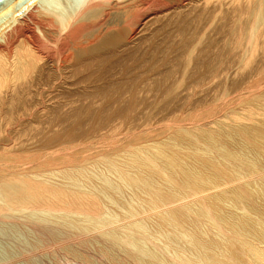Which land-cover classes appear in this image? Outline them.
<instances>
[{
    "label": "bare ground",
    "instance_id": "obj_1",
    "mask_svg": "<svg viewBox=\"0 0 264 264\" xmlns=\"http://www.w3.org/2000/svg\"><path fill=\"white\" fill-rule=\"evenodd\" d=\"M0 2L4 3L0 9V12L3 11L0 15V23L9 21L0 31V200L2 201L0 214L12 208H31L39 201L45 200L50 203L45 204L48 205L47 208L56 212L57 210L66 213L79 212L94 219L101 217L104 208L98 195L71 190L67 192L63 186L52 187L53 184L49 186L39 182L38 176L24 173L30 164L40 167L42 164L40 151L44 147L53 146L61 137L72 142V139L77 137L114 134L123 127V124H134L139 114L138 107L145 99L141 93L154 89L156 84L154 76L156 77L160 71L168 75L173 74L174 71L177 74L176 70L185 72L190 63L194 71L203 70L211 76L233 66L242 68L241 71L247 68L259 74L264 71V0H0ZM210 27L217 37L206 40L207 38L204 37L206 32L210 33ZM215 34L213 36H216ZM143 42L147 44L144 46ZM117 62L119 65L115 64ZM248 72L246 73L249 74ZM175 77L176 75L174 80ZM215 77L217 78V75ZM250 77L247 78V82ZM203 79L204 77L198 76L193 80L194 84L198 86ZM188 83L186 90L189 84H192ZM259 85L256 86L255 83L256 87H261ZM250 87H252L251 82ZM193 88L195 90L196 87L193 86L192 90ZM156 89L160 92V87ZM161 94L163 96V93ZM248 115L251 116V113ZM196 116L193 119L197 118ZM60 121H66L68 124L60 129ZM86 122L89 123L88 126ZM141 127L145 128V125ZM149 129L151 128L147 131ZM46 131L50 134L45 136ZM130 132L127 135H130ZM133 133L127 139L135 144L138 136ZM243 134L246 132L240 131L242 137ZM31 140L32 146L28 143L32 142ZM63 146L64 150H69L66 149L68 145ZM74 146L78 147L79 144ZM89 146L90 144L83 145L77 152H73L74 155H70L71 158L59 156L61 163L83 160L85 155H81L83 154L81 152ZM94 146L95 143L91 147ZM73 148L71 147V150ZM210 148L216 146L211 145ZM115 149L117 148L112 147V150H105L103 147L100 155L119 172L120 177L126 180L127 184L134 183L138 187L144 183L143 180L132 183L125 177V172L120 168L118 170L115 161L109 157ZM26 150H31L32 154L24 155ZM19 151L21 152L18 153ZM54 152L51 154L49 151L52 157ZM130 154L134 164L141 162L154 168L158 166L156 159L160 157L159 155H163L161 152L159 155L146 154L143 157L141 148H135ZM171 160L170 162L165 160L166 165L161 171L173 189L178 192L179 199L186 200L188 197L198 196L207 190L220 187L223 183L227 186L228 183L234 185L246 181L251 184L255 181L258 191L260 189L263 191L257 194L259 196L256 200L264 201V159L255 160L253 166L246 163L245 166L236 167L232 176L226 175V167L220 164L203 162L206 175L191 171L184 173L180 181L171 172L174 168ZM227 162L233 165L230 160ZM133 163L131 166H134ZM64 173L72 177L68 168ZM103 181L105 183L104 179ZM106 182L109 186L112 181ZM239 188L241 187L238 186L234 191L235 196L227 197L218 193L213 194L209 199L203 198L202 205L207 208V213L201 214L206 220L201 219L198 208L195 210L189 207L191 212L169 210L167 207L178 198L175 200L172 195L163 193L153 196L151 194V204H148V209H127L122 218L96 222L100 224L95 227L97 230L102 231L105 228L103 229L105 233L120 245L119 248H114L117 252L113 254L102 250V259L105 257L110 259L106 264H264V210L252 205L253 199L250 195L243 189L238 190ZM207 200L213 202V205L216 202H228L257 217L252 218L246 213L239 216H234L230 212L218 214L219 209H212ZM159 208L160 210L167 208L165 212L169 220H165V223L173 227L166 235L170 242L164 247H159L160 243L156 246L150 241L152 247H149L145 244L146 227L142 222L144 218L142 216ZM170 218L173 221L179 220L180 226L174 225ZM122 219H127L128 223L117 224ZM205 225H208V228ZM184 226L185 231L180 229ZM118 227L123 229L121 233L118 232ZM51 230L53 233L52 228ZM176 230L179 232L175 235ZM98 233L97 236L100 234ZM53 236L59 237L56 234ZM99 248L98 252H100ZM98 263L102 264V261Z\"/></svg>",
    "mask_w": 264,
    "mask_h": 264
},
{
    "label": "rangeland",
    "instance_id": "obj_2",
    "mask_svg": "<svg viewBox=\"0 0 264 264\" xmlns=\"http://www.w3.org/2000/svg\"><path fill=\"white\" fill-rule=\"evenodd\" d=\"M3 6L4 3L0 2V7H1L0 9H2ZM2 12L3 11L0 12V15ZM7 22L9 21H3L0 23V31L2 29V26L5 25ZM209 29H210V33L206 32V35L204 34L205 37L203 36L204 39L206 38H207L206 40L215 39L217 35L215 34V32H212L213 31L212 27H210ZM209 29L207 30L209 31ZM214 34L216 36H213ZM202 41L204 40L202 39ZM218 41L222 42L220 39H218ZM144 44L146 45L147 43L143 42L142 45ZM118 58L120 57H117V59ZM227 59L230 58L227 57ZM202 60H206V58H202ZM115 64L117 65L118 62ZM191 66H193L192 63H190L189 68L185 72L181 70H176L177 74H175L174 71L173 74L176 75L175 77L176 80H174L175 75L173 74L168 75L164 71H160L158 72V74H156V77L154 76L156 80L154 89L150 91L148 90L147 92L144 91L148 96L144 95L145 94L144 92L141 93L142 96H145V99L143 100V103H141L138 107L137 112L139 114L137 113L138 117H136L135 122H133L134 124H130V125L123 124V127H121L120 130H117V132H115L114 134L104 133L103 136L99 134H95V135H91L90 137L88 136L86 138L77 137L72 139V142L71 140H67L65 137H61L60 140L55 142L53 146L44 147L40 151L42 157L41 158L42 164L40 165V167L33 166L30 164L29 166H27V169L25 170L24 173L30 176H38L37 178L39 182L41 181V183H45L49 186H51L52 184H53L52 187L61 188V186H63V189L66 190L67 192L71 190L72 192H79V193L88 192V194L98 195V197L102 200L101 202H103L102 203L104 208L103 212L106 215H103L104 213H102L101 217L94 219L90 216H87L86 214L83 213L80 214L79 212L66 213L63 212L62 210H57L56 212L54 210H50L47 208L50 203L46 202L45 200H41L42 203L39 201L36 204L38 206L35 205L36 208L34 209L32 207L35 206H31L32 209L30 207L12 208L9 211L5 212L4 214H0V264H84V263L88 264L89 262L90 264H94L96 262L98 263L101 261L102 264L109 263L108 261L110 259H107L106 257L105 258L103 257L104 259H102L103 256L101 255L102 250L103 251L107 250L109 253L111 252V254H113L117 252L115 249L119 248L120 245L105 233V230H103L105 228H103L102 231L101 229H99L101 232L97 230L95 227L100 224L96 222H100L103 220H116L122 218L124 217V214L127 209H132V208H137L140 210L148 209L149 205L151 204L150 203L151 194L153 196L155 194L164 193V194L172 195V197H174L175 200L178 198L174 203H172L169 207H167L169 208V210L175 209V210L190 211L189 207H192L195 210L196 208H198L197 209L198 213L201 214V213H207V208L202 205L203 198L209 199L210 196L218 193L221 195H225L227 197L235 196L234 191H236V188L239 186L241 188H239L238 190L240 191H242L241 189L245 190L246 193L250 195V198L253 199L252 205L256 206L261 210H264V201H260L259 199L256 200V197L259 196L257 194L263 191L261 189L260 191H258L257 189L258 185L256 184L255 181H252L251 184L250 183L248 184L246 181H242L240 183H234V185L233 183L232 184L228 183L227 184L228 187L223 183L220 185V187H215L210 189L211 191L207 190L208 192L205 191L201 193L202 195L200 194L198 196H192L193 200H191L192 199L191 197H188L185 200V199H179L180 197L178 192L173 189L172 185L168 182L167 177L165 176L163 171H161V168L163 166L165 167L166 165L165 160L169 161L170 159H172L171 161L172 164L174 165V168L172 169L171 172L174 174L175 178L178 181H180L181 177H184L185 175L184 173H189L191 171L201 174L207 173L203 168V162H209V163L213 162V163H217L218 165L220 164L226 167L227 169L226 175L232 176L235 174L233 169H235L236 167L241 165L245 166L246 163L250 166H253L255 160L261 161L264 159V139H263L264 136V126H263L264 125V86L263 85L264 84L263 85L261 84L264 83V71H262L260 75L259 72H254V71L251 72V70L247 68L241 71L242 68L239 69L237 68V66L235 67L233 66L232 68H228L229 70L223 69V71H219L217 74L211 76L210 74H207V72H204L203 70L195 69V71L196 70L197 72L199 71L197 73L193 70L194 67L191 68ZM193 72H195L196 74L194 73L193 75ZM246 72H248L249 74H247ZM161 73H163V75ZM159 74L162 75L163 77L160 76ZM253 74L255 77L252 76ZM216 75L217 78L215 77ZM256 75L259 76L256 77ZM158 76H160L161 78L160 77L158 78ZM198 76L199 77L201 76L202 78L204 77V79L200 81V83L202 84L200 85L199 83L197 86L194 84L193 80H195ZM249 77L251 79L250 80L248 79L247 82V78ZM244 81L246 83H243L244 84L243 85L242 82ZM188 82L189 83L191 82L192 84L190 85ZM250 82L252 87L249 88ZM187 83L190 86V87L188 86L187 89L190 91L186 90ZM255 83L256 86L260 84L261 87H256ZM193 86L196 87L195 90L194 88L192 90ZM243 86L245 87L243 88ZM158 87H160L159 89L160 92L158 91V89H156ZM246 87H248V89H246ZM183 89H185V91H183ZM164 90L165 92H163ZM185 92L187 93V95ZM188 92L190 94L192 93L193 94L190 96ZM152 93L154 96H152ZM161 93H163V96ZM240 93L241 94L244 93L242 94V96L245 95L244 98L240 96L241 95ZM186 96L189 99H187ZM260 100L262 103L260 102ZM171 105L173 107H171ZM248 109L250 110L248 111ZM252 109L255 110L257 109V110L255 111ZM178 111H180L181 113L180 112L178 113ZM254 112H256L258 115L255 114ZM198 113L199 115H197ZM249 113H251V116L248 115ZM193 114L194 116L197 115L196 116L197 118L193 119L194 117L192 116ZM244 116L245 117L248 116V118L246 117V119L249 121L244 119L245 118ZM252 116H254L253 119ZM249 117H251V119ZM239 119L240 121H238ZM197 120L200 121L198 122ZM180 122L181 123L183 122L184 126L183 123L181 124ZM195 122L197 123V125ZM257 122L259 124H257ZM193 123H195V125H193ZM67 124L68 123L66 121L64 122L60 121L59 128L60 129L64 128L65 125ZM85 124L87 126L89 125V123L87 122ZM141 125L143 126L145 125V128L141 127ZM181 125L183 126L182 127L183 130L181 127H179ZM148 126H152V127H148ZM219 127H221L222 129H220ZM130 128L133 130H131ZM148 128L151 129L147 131ZM195 128H197L199 131L195 130ZM140 129H142L141 132ZM144 129H145L144 131L145 133L143 132ZM242 130L246 132V134H243L244 137L240 135V131ZM103 132L106 131L103 130ZM129 132L130 135H132V133L134 132L133 134L138 136L137 142L135 144L131 143L129 141L130 139H127L129 138L128 136H130L127 135L129 134ZM48 134H50V132L46 131L45 136ZM124 135L126 138H124ZM122 140L123 142H120ZM96 141L98 143H96ZM115 142H117L118 144ZM28 143L32 146L33 141L32 142L29 141ZM62 143L63 145L65 144V147L68 145L69 147H66V149H69L70 151L64 150L65 148L63 149L64 146L62 145ZM77 143L79 144V146L78 147L74 146ZM94 143L96 147L95 146L91 147L94 145ZM85 144L86 145L90 144V146L88 149L84 148L83 151L81 152L83 153L81 155L83 156L85 155L83 160L72 163H67V162L61 163L62 160L59 158V156L64 155L67 158H71L72 156L70 155H74L75 153L73 152H77V150L83 147V145ZM59 145L61 146L59 147ZM211 145L216 146V148H210ZM70 146L74 148L71 150ZM51 147L53 148V150L55 149L56 151L54 150L55 151L54 152ZM103 147L105 148V150L106 149L112 150V147L117 148L109 155V157H111L115 161V166L118 167V170L120 168L123 172H125L126 173L125 177H127L132 183L137 180L138 181L143 180L145 184L142 183L138 187L135 186L134 183L133 185L127 184L126 183L127 181L120 177L119 172L106 161L104 156L100 155ZM56 148L58 149L60 148V149L58 150ZM135 148L138 149L141 148L143 150V157H145L144 155L146 154L159 155V153L162 152L163 155H159L160 157L157 158L158 160L156 159V163L158 166L154 168L151 167V165L141 162L134 164L133 157L131 156L130 152ZM57 150L64 152L61 153L58 152ZM42 151H46V152L48 151L47 154L49 153V151L50 153L54 152L53 157L51 156L52 153L51 154L49 153L50 155L49 156L46 154V152L44 153ZM20 152L21 151H19L18 153ZM56 152L58 153L55 154ZM23 154L30 155L32 154V151L26 150ZM94 155L97 156L95 157ZM228 160H230V163H233V165L228 164L227 162ZM131 163H133L134 166H131ZM67 168L68 170L71 171L72 177H68L65 175L64 171ZM57 170L59 171V173ZM103 172L104 174L101 175V173ZM79 175H81V177ZM79 179L81 181L80 183H79ZM103 179L105 180V183ZM106 179L109 182L112 181L110 182L112 185L110 184L108 186ZM32 184L33 183H31V185ZM109 193L111 194V196ZM108 196L112 200L108 198ZM0 202L2 201L0 200ZM208 202L210 203V206H212L211 207L212 209L214 210L219 209V211L217 212L218 214H224V213L228 214L230 212L233 213L234 216H239L243 213H246L250 215L252 218L257 217L255 214L253 213L249 214L244 209L235 207L234 205L232 206L228 202L227 203L216 202L215 205H213V202L211 201ZM47 203L48 205H45ZM115 203L119 205H116ZM167 208H162V210H160L161 208H159L156 211L154 210L153 212L146 214L147 216L145 214L142 216V218L144 217L142 219V222L145 224L146 227L144 234L146 236V240H145L146 246L152 247V244L158 246V244L160 243L159 247H164L166 244H169L170 240L168 237H166V235L167 233L171 232V228L173 229V227L169 225L167 226L165 223L166 222L165 220H169L168 216L166 215L167 213L165 212L166 211L165 209ZM201 217H202L201 219L206 220L202 214ZM123 219L117 222V224L128 223V221H126L127 219L126 220ZM170 221L174 223V225L177 224L178 226H180L179 220L173 221L170 218ZM205 226L208 228V225ZM51 228L53 229V233ZM117 229L119 233H121L123 230L120 229L119 227ZM180 229L185 231V226L180 227ZM98 231L101 235L98 233ZM96 232L99 234V236H97ZM177 232L179 231L178 230L174 231L175 235L177 234ZM53 234H56L59 237L53 236ZM163 234L165 235L163 236ZM210 235L212 234L210 233ZM150 241L152 242V244L150 243ZM95 248L97 249V251ZM98 248L100 252H98ZM109 249L111 251H109ZM112 249L114 252L112 251ZM79 251L81 253L83 252L82 257L80 255L81 253H77ZM93 251L96 254L99 253L100 255L99 254L95 255ZM73 253L75 254V256L76 254L79 256L75 257ZM91 253L93 254L92 256L90 255ZM95 256L97 258H95ZM83 257L86 258L84 259Z\"/></svg>",
    "mask_w": 264,
    "mask_h": 264
}]
</instances>
